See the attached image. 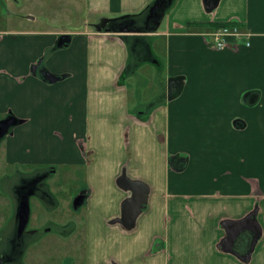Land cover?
Listing matches in <instances>:
<instances>
[{"label": "crops", "instance_id": "0c3cea01", "mask_svg": "<svg viewBox=\"0 0 264 264\" xmlns=\"http://www.w3.org/2000/svg\"><path fill=\"white\" fill-rule=\"evenodd\" d=\"M151 1L85 0L88 23L77 31L0 30V114L23 120L1 140L0 165H85L88 178L102 182L96 189L115 194L112 206H104L105 195L87 187L83 218L75 210L79 220L69 213L63 221L71 208L60 206L54 223L61 240L53 250L67 264H264V0H219L210 10L202 0H175L155 30L92 26ZM228 21L251 32L249 45L212 46L208 32ZM60 34L70 41L54 48ZM47 48L42 66L66 74L53 83L29 67ZM147 63L154 80L162 65L163 103L133 111L127 83L139 85ZM173 76L182 85L168 99ZM60 128H73L70 143ZM122 173L149 189L130 229L110 222L130 195L117 184ZM16 189L9 194L14 213ZM255 206L260 236L242 261L220 246L223 221L239 220ZM248 237L244 232L235 243L240 254Z\"/></svg>", "mask_w": 264, "mask_h": 264}, {"label": "rangeland", "instance_id": "374dc122", "mask_svg": "<svg viewBox=\"0 0 264 264\" xmlns=\"http://www.w3.org/2000/svg\"><path fill=\"white\" fill-rule=\"evenodd\" d=\"M84 1L85 0H19L20 5L17 8H13L8 2V9L11 10L10 12H16L17 15L5 14L2 11L0 26L3 28L0 27V30H81L83 29V23L85 21L88 23V20H85L88 14L85 10ZM54 7H56V10L52 13V8ZM4 26L7 28H4ZM51 51V48H47L45 52L36 59H41L37 67L38 73L40 69L44 67L42 65L45 63ZM149 67L151 68L147 63L139 70V73H141V75H137L139 76V85L133 86L127 83L130 108H132L133 111L142 107L140 110L141 112L146 110L151 112V110L156 108V105L163 103V100H160L163 95V84L160 79L164 78L161 72L162 65L157 68V74L154 76L155 80L152 78V74L146 72V69ZM145 78H148L149 82L144 86ZM2 117L3 114H0V118ZM72 130L73 128H60L65 140H68L69 143ZM6 136H8V134ZM3 150L4 143L1 141L0 159H2ZM71 150H73V148H71ZM51 154L52 152L47 155V157L51 156ZM171 156L172 155L169 157ZM85 169V165L76 167L68 165L60 166L51 160L38 161L34 164L25 161L23 164L17 165H0V173H3L0 174V261L3 262L2 264H67V262H63L65 255L62 252L58 253L53 250V246L56 242L61 240V236L58 235L60 232L58 225L54 223L56 220L55 218H58L60 215L54 213L50 214L44 211L37 203L34 196H31L29 201L30 216L26 230L32 231L35 229V233H33L32 236H24L22 240L14 241L16 233L13 232L12 229L14 212L10 193L13 191V187L18 186V184L22 182L21 179L29 180L36 175L38 176L39 173L41 174L45 171L52 170L55 175L48 179V183L54 185L60 179L59 182H61V188L63 189L61 192L64 193L61 205L62 207H68V200L80 183L83 186V190L87 189V187H93L96 192H100L96 188L100 187L102 182L97 177H91L89 179L88 175L85 174ZM109 184H112V182L109 181ZM100 193L103 194H98L96 197L105 195V200L101 204L104 206H112L111 200L115 197V194L108 193L106 190ZM120 203L116 202L114 204L115 209L120 206ZM69 213L70 218L73 217L74 219V217L77 216V220H79V216L83 217V207L80 210L79 216L73 209H71L70 212H66V218L62 215L63 221L67 219ZM75 236L78 238L76 241L80 240L82 242V238H80L78 232ZM48 242H50V245L47 244ZM81 250L82 247L80 245L75 249L77 254H79Z\"/></svg>", "mask_w": 264, "mask_h": 264}, {"label": "water", "instance_id": "95a60500", "mask_svg": "<svg viewBox=\"0 0 264 264\" xmlns=\"http://www.w3.org/2000/svg\"><path fill=\"white\" fill-rule=\"evenodd\" d=\"M173 0H152L149 3V7L144 16L145 23H152V29L155 30L163 15L165 14L167 8L171 5ZM204 7L207 10L215 7L219 0H202ZM109 21V18H101L97 22L93 23L92 26L97 30L101 31L106 23ZM120 32H129L131 30L126 27H120ZM147 31V30H146ZM70 41V34H60L57 38V41L54 45V48H59L66 46ZM40 60H37L30 67L32 74H36L37 67L39 66ZM41 78L47 82L53 83L65 77L66 74H53L49 72L45 67H42L39 71ZM167 85V97L172 99L174 95L181 89V78L178 76H173L168 78ZM23 120L15 117L13 114L8 112L4 117L0 118V141L7 135L12 133V128L21 123ZM176 156H171L170 159L173 160ZM171 164V162H170ZM34 177L29 180H33ZM37 180V179H36ZM117 184L124 190H129L130 195L123 200L121 203V215L112 219L110 222H119L124 228L130 229L134 226L135 220L141 210L145 207L147 202L148 195V186L138 180H133L128 178L124 173L117 179ZM17 203L15 208V233L19 237L23 231L26 229L27 223L30 216V196L32 195V190L25 191L24 193H17ZM74 208H77V205L80 202L73 200ZM258 207L255 206L246 216L239 220H224L223 223L227 226V233L222 239L220 246L222 249L233 252L237 255L242 261H247L250 258L251 252L254 248L255 243L257 242L260 236V226L256 219ZM248 232V244L247 249L244 253L240 254L238 250L235 249V243L240 238L241 234ZM110 264H114L113 262Z\"/></svg>", "mask_w": 264, "mask_h": 264}, {"label": "flooded vegetation", "instance_id": "af4514ba", "mask_svg": "<svg viewBox=\"0 0 264 264\" xmlns=\"http://www.w3.org/2000/svg\"><path fill=\"white\" fill-rule=\"evenodd\" d=\"M8 2L9 4L12 5L13 8H17L20 5L19 0H0V17L2 16V11L5 14L17 15L16 12H10L11 10L8 9ZM0 27L3 28L2 26ZM4 28H7V27L4 26ZM61 173L63 174L62 171ZM54 175H55L54 171L49 170L41 174L39 173V175L38 176L36 175L32 181L21 179L22 182H20L18 186H16L17 193L19 192L21 194V193H24L25 191L32 190L31 196H34V198H36L37 203L41 206V208L44 211L50 214L54 213V214L60 215L59 208L61 206V203H62L61 201L63 199L64 193L61 192V190L63 189L61 188V184H60L61 182H59L60 179L54 185H51L48 183V179ZM86 196H87V189L83 190V186L80 183V185L76 188L75 192H73L72 196L68 200L69 207L73 209L74 211L81 209L83 207V202L85 201ZM74 199L76 200V205L78 204L77 202H80V204L77 205V208L73 207ZM55 219H56L55 221H57L59 217ZM33 233H35V229L32 231H27L25 229L19 237L15 235L14 241L16 242L17 240H22L24 236H27V235L32 236Z\"/></svg>", "mask_w": 264, "mask_h": 264}, {"label": "trees", "instance_id": "16d2710c", "mask_svg": "<svg viewBox=\"0 0 264 264\" xmlns=\"http://www.w3.org/2000/svg\"><path fill=\"white\" fill-rule=\"evenodd\" d=\"M175 0L172 1L171 5L167 8L166 12L169 8L174 4ZM149 4L145 6L142 10L137 13L124 14L112 19H109L108 23L105 25L103 30L106 31H118L120 27H126L131 31H145L152 29V23H145L144 16L147 12ZM234 22V21H233ZM226 23H215L214 28H218L220 26L225 25ZM126 68L124 69L126 73ZM130 72V71H129Z\"/></svg>", "mask_w": 264, "mask_h": 264}, {"label": "built area", "instance_id": "2783aa9c", "mask_svg": "<svg viewBox=\"0 0 264 264\" xmlns=\"http://www.w3.org/2000/svg\"><path fill=\"white\" fill-rule=\"evenodd\" d=\"M211 36L209 42L212 46L222 49L228 47L231 43L240 42L249 45L251 32L240 28L237 24H228L208 32Z\"/></svg>", "mask_w": 264, "mask_h": 264}]
</instances>
